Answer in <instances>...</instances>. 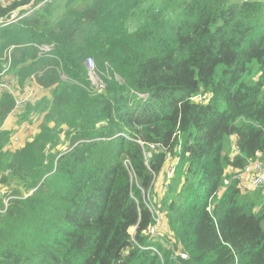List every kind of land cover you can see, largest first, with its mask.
Instances as JSON below:
<instances>
[{
  "label": "trees",
  "instance_id": "16d2710c",
  "mask_svg": "<svg viewBox=\"0 0 264 264\" xmlns=\"http://www.w3.org/2000/svg\"><path fill=\"white\" fill-rule=\"evenodd\" d=\"M5 81L33 95L0 89V264H264L262 190L231 170L264 163V0H12ZM9 117L39 122L17 148ZM169 154L174 244L148 234Z\"/></svg>",
  "mask_w": 264,
  "mask_h": 264
},
{
  "label": "built area",
  "instance_id": "2783aa9c",
  "mask_svg": "<svg viewBox=\"0 0 264 264\" xmlns=\"http://www.w3.org/2000/svg\"><path fill=\"white\" fill-rule=\"evenodd\" d=\"M12 0H0V4H8L10 3ZM11 19L15 20L17 18V12H13L10 15ZM42 51H46V52H51L52 48L44 45L40 47ZM87 67L89 70V74L90 77L92 79V81L96 84L98 89H101L103 87H105V85H103V82L101 80H94V74L96 75V70H95V64L93 62V60L91 58L87 59ZM101 81V82H100ZM18 85H14L11 86L8 82H3L0 84V89H4L5 91H9L11 95H14L16 98V101L18 103V107L22 108L32 97L33 95V90L30 89L29 93L27 95H20L19 94V89L18 87H16ZM23 93V92H22ZM25 93V92H24ZM139 98H147L148 94L145 93H137ZM36 95V93H35ZM211 93H205V94H201L199 93L198 95H195L192 97L194 102H208L211 98ZM176 135V134H175ZM14 140L18 141V137H14ZM16 146V145H15ZM157 147L155 144H151L147 151H145V156L146 158H151L152 157V150H155ZM180 150V147L176 148V151ZM179 159L177 158V156H173L172 154H169L168 156V163L166 165V171L164 173V183H163V189L165 191H167L170 187V183L172 178L174 177L175 174V170H176V165L178 163ZM233 171V180H237L239 183V186L242 190V192H249V191H255L258 189L262 190V194L264 197V163L261 162L260 159L258 160H254V161H250L248 163V165H246L244 168H234L231 169ZM157 179V178H156ZM155 179V180H156ZM224 190H222L219 195H221L223 193ZM7 190L3 189L1 191L2 195H6ZM148 206L151 210V212L153 213L154 219H155V223L153 225H151L148 229V234L151 235L152 237L157 236V235H163V233L160 231L159 229V225L161 222V218H162V210H161V204H158L155 202V200H152L150 197V194H148ZM210 209V208H209ZM174 253H173V257L175 259L177 258H181V259H187L188 255L187 253L184 251V249L182 248V245L179 244L178 246H174L173 247Z\"/></svg>",
  "mask_w": 264,
  "mask_h": 264
},
{
  "label": "crops",
  "instance_id": "0c3cea01",
  "mask_svg": "<svg viewBox=\"0 0 264 264\" xmlns=\"http://www.w3.org/2000/svg\"><path fill=\"white\" fill-rule=\"evenodd\" d=\"M17 120L15 117H9L7 119V121L5 122L4 124V128L6 129H9V130H14L15 132V129L17 130ZM24 125H27L26 122H23V125L22 127H24ZM39 125V122L35 123L32 127V130L29 131V132H23L22 129H20V133L21 135L23 136V141H26V139H29V135L32 134V133H36L37 129H36V126ZM30 126L32 125H27V127L29 128ZM24 145V143L22 144ZM164 180H165V177H164V174L163 173H160L158 176H157V179L155 181V184H154V188L152 189V192H153V200H155V195L157 194V191H158V186H159V190L160 192L161 191V188H163V183H164ZM154 192H156V194H154ZM165 194V193H163ZM162 193H160V199L163 201L164 198H162ZM164 196V195H163ZM162 201H160V204L162 203ZM163 206V205H162ZM162 218H161V222H160V225H159V229L162 233H165V234H170V230H169V227H168V220H167V215H166V211L164 210L162 212Z\"/></svg>",
  "mask_w": 264,
  "mask_h": 264
},
{
  "label": "rangeland",
  "instance_id": "374dc122",
  "mask_svg": "<svg viewBox=\"0 0 264 264\" xmlns=\"http://www.w3.org/2000/svg\"><path fill=\"white\" fill-rule=\"evenodd\" d=\"M94 76V80L95 81H97V80H99L100 78L98 77V75L96 74H94L93 75ZM101 82V81H100ZM16 87H18V86H16ZM7 93H9L10 94V92L8 91ZM21 95H27V92H21ZM17 125V124H16ZM32 127L33 126H30L29 128L27 127V125H24V127H22V128H17V135L15 136V137H18V143L16 144V148L17 147H19V146H22V144L25 142V141H23L22 139H23V136L21 135V133H20V129H22V131L25 133V132H29V131H31L32 130ZM229 149H230V151L231 152H234L235 151V149L233 148V146H232V143L230 142V146L228 147ZM156 181V180H155ZM155 184V183H154ZM153 188H154V186H153ZM161 191L162 192H160V190H159V186H158V191H157V194H156V192H154V194H156L155 195V202L156 203H158V204H160V201H162L161 199H160V193H165V194H163L162 195V198H164V197H166V193H167V191H165L163 188H161ZM150 194V197L151 198H153V192H151V193H149ZM165 199V198H164ZM161 204H163V201H162V203ZM162 212H163V209H162ZM263 227H264V223H263ZM131 232L133 233L134 232V228H132L131 229ZM164 236H166L167 238H168V241L171 243V244H174L175 243V240L172 238V234H171V232H170V234H165V233H163V235H162V237H164Z\"/></svg>",
  "mask_w": 264,
  "mask_h": 264
}]
</instances>
